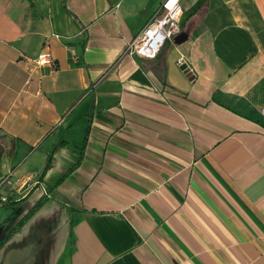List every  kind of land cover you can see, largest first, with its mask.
<instances>
[{"label":"crops","instance_id":"obj_1","mask_svg":"<svg viewBox=\"0 0 264 264\" xmlns=\"http://www.w3.org/2000/svg\"><path fill=\"white\" fill-rule=\"evenodd\" d=\"M163 1L0 0V264H264V0Z\"/></svg>","mask_w":264,"mask_h":264},{"label":"built area","instance_id":"obj_2","mask_svg":"<svg viewBox=\"0 0 264 264\" xmlns=\"http://www.w3.org/2000/svg\"><path fill=\"white\" fill-rule=\"evenodd\" d=\"M119 5L118 2L117 6ZM182 12L181 0H164L160 11L128 43L124 54L144 57L157 56L167 40L178 32ZM35 60L39 64H51L52 55L49 51H42ZM0 198L2 200L8 199L3 194H0Z\"/></svg>","mask_w":264,"mask_h":264},{"label":"water","instance_id":"obj_3","mask_svg":"<svg viewBox=\"0 0 264 264\" xmlns=\"http://www.w3.org/2000/svg\"><path fill=\"white\" fill-rule=\"evenodd\" d=\"M182 69L184 70V72L187 74L188 77H193V73L186 63L182 65Z\"/></svg>","mask_w":264,"mask_h":264},{"label":"trees","instance_id":"obj_4","mask_svg":"<svg viewBox=\"0 0 264 264\" xmlns=\"http://www.w3.org/2000/svg\"><path fill=\"white\" fill-rule=\"evenodd\" d=\"M39 203H41V200H40V201H38V203L36 204V206H37V205H39ZM36 206H35V207H36ZM35 207H34V208H35Z\"/></svg>","mask_w":264,"mask_h":264},{"label":"rangeland","instance_id":"obj_5","mask_svg":"<svg viewBox=\"0 0 264 264\" xmlns=\"http://www.w3.org/2000/svg\"><path fill=\"white\" fill-rule=\"evenodd\" d=\"M177 40V38L175 39V41Z\"/></svg>","mask_w":264,"mask_h":264}]
</instances>
